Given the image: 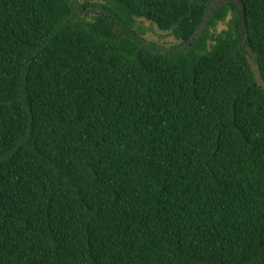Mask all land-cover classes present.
Segmentation results:
<instances>
[{
    "label": "trees",
    "instance_id": "16d2710c",
    "mask_svg": "<svg viewBox=\"0 0 264 264\" xmlns=\"http://www.w3.org/2000/svg\"><path fill=\"white\" fill-rule=\"evenodd\" d=\"M0 264H264V0H0Z\"/></svg>",
    "mask_w": 264,
    "mask_h": 264
},
{
    "label": "rangeland",
    "instance_id": "374dc122",
    "mask_svg": "<svg viewBox=\"0 0 264 264\" xmlns=\"http://www.w3.org/2000/svg\"><path fill=\"white\" fill-rule=\"evenodd\" d=\"M229 20H230V18L228 17L225 22L220 23L218 25V27H217L218 32H221L223 30H227ZM139 27H141V29L143 31L140 39L146 40L147 42H144V43L149 45V46H155L156 50L169 51V50H172L174 47L179 46V41H177L175 38L167 35L168 33L159 31L148 20H145V19L139 20ZM248 62H249L250 67L255 72V75L257 76L258 83H260V75L258 73L256 56L252 52H249Z\"/></svg>",
    "mask_w": 264,
    "mask_h": 264
}]
</instances>
